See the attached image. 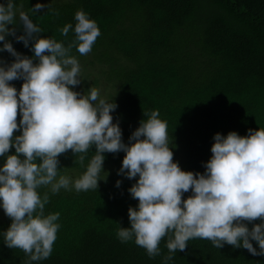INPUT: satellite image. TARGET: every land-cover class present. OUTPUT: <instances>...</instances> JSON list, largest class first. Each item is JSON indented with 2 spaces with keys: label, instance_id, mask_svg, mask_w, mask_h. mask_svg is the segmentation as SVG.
<instances>
[{
  "label": "trees",
  "instance_id": "16d2710c",
  "mask_svg": "<svg viewBox=\"0 0 264 264\" xmlns=\"http://www.w3.org/2000/svg\"><path fill=\"white\" fill-rule=\"evenodd\" d=\"M15 2L18 11L28 13L43 30L42 37H54L65 46L75 34L70 30L62 36L60 29L67 23L75 25L76 11L83 9L97 22L101 34L92 50L81 55L73 47L70 54L84 67L97 66L110 85L106 100L118 105L113 122L119 120L125 143L146 119L144 111L158 110L167 121L174 161L185 171L203 173L216 133L236 131L244 136L249 129L264 128V0ZM37 4L45 7L35 12ZM15 27L21 35L22 27ZM6 39L21 54L33 57L22 41L13 36ZM0 59L11 63L15 58L5 51ZM23 82L9 83L18 89ZM20 119L18 110V123ZM19 134L14 130V136ZM14 153L15 148H10L8 154ZM79 155L72 150L61 153L59 175H82L95 155V146L85 154L83 165ZM104 155L97 189H61L57 194L50 192V186L38 190L41 195L48 192L45 214L59 212L60 228L50 257L32 264H163L168 255L167 236L160 242L161 254L154 258L134 239L122 243L117 238L120 226L130 227L129 207L138 204L128 191L138 177L117 174L123 151ZM117 180L122 181L119 187ZM189 195L191 191L183 198ZM11 222L5 214L0 231H6ZM259 222L257 218L248 226ZM172 257L168 264H264V255L228 244L218 249L200 238L189 240L185 250ZM27 260L21 249L8 248L0 236V264H27Z\"/></svg>",
  "mask_w": 264,
  "mask_h": 264
},
{
  "label": "clouds",
  "instance_id": "9594fccd",
  "mask_svg": "<svg viewBox=\"0 0 264 264\" xmlns=\"http://www.w3.org/2000/svg\"><path fill=\"white\" fill-rule=\"evenodd\" d=\"M42 7L37 4L33 11ZM74 20V26L67 23L60 29L62 36L70 30L75 34L65 46L54 37H42L43 30L28 13L18 11L15 0L0 3V53L7 51L15 58L11 63L0 59V157L4 158L0 208L12 221L6 231H0L3 243L21 249L27 264L50 257L60 213L45 214L49 194L38 190L50 186V192L57 194L61 189H97L104 154L123 151L117 174L138 177L128 189L138 204L128 209L130 227L120 226L117 231L122 243L134 239L154 258L161 254L159 245L167 236L163 264L194 238L209 240L218 249L228 244L264 255V128L249 129L244 136L236 131L216 133L203 173L185 171L174 161L167 121L158 110L144 111L146 119L125 143L119 120L113 122L118 105L101 98L93 86L86 94L73 90L81 83V68L71 50L75 47L81 55L88 54L101 34L83 9L76 11ZM17 25L22 27L21 35ZM8 36L30 47L33 57L18 52ZM18 79L24 81L19 91L9 83ZM14 130L21 134L14 136ZM93 146L95 155L82 175L74 180L59 175L61 153L81 154L78 159L83 165ZM13 147L15 153L8 154ZM121 183L117 180L116 186ZM189 191L191 195L184 199ZM257 218L260 222L249 228Z\"/></svg>",
  "mask_w": 264,
  "mask_h": 264
},
{
  "label": "rangeland",
  "instance_id": "374dc122",
  "mask_svg": "<svg viewBox=\"0 0 264 264\" xmlns=\"http://www.w3.org/2000/svg\"><path fill=\"white\" fill-rule=\"evenodd\" d=\"M57 0H45V2H56ZM58 1H66V0H58ZM80 64V78L81 83L79 85L73 86V90L80 92L81 94H86L87 90L90 89L92 86L97 88L100 92L101 98L107 99L109 94L111 93L112 89L110 85L107 84L104 78L100 75V70L97 66L90 67L89 65L85 64L84 67L83 63ZM23 84V83H22ZM22 84L18 87V91L20 90ZM73 180L76 179V174H69ZM5 212L2 208H0V221L4 219Z\"/></svg>",
  "mask_w": 264,
  "mask_h": 264
}]
</instances>
